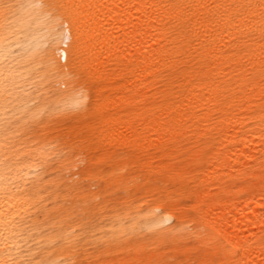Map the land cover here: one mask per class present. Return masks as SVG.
<instances>
[{
	"label": "bare ground",
	"instance_id": "obj_1",
	"mask_svg": "<svg viewBox=\"0 0 264 264\" xmlns=\"http://www.w3.org/2000/svg\"><path fill=\"white\" fill-rule=\"evenodd\" d=\"M0 264H264V0H0Z\"/></svg>",
	"mask_w": 264,
	"mask_h": 264
}]
</instances>
